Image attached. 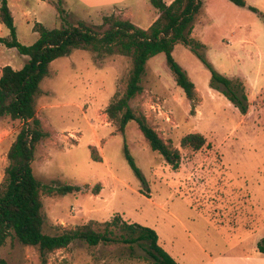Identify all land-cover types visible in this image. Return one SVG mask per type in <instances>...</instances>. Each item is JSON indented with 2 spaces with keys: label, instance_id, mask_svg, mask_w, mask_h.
<instances>
[{
  "label": "rangeland",
  "instance_id": "rangeland-1",
  "mask_svg": "<svg viewBox=\"0 0 264 264\" xmlns=\"http://www.w3.org/2000/svg\"><path fill=\"white\" fill-rule=\"evenodd\" d=\"M8 1L25 45L39 38L37 22L50 29L80 20L102 26L106 16L114 15L147 28L158 13L151 0H61L62 16L44 0ZM52 1L57 8L59 0ZM202 4L192 36L205 45L201 52L217 71L242 80L247 111L231 101L225 86L211 85L210 69L189 46L178 43L173 55L196 84L194 101L177 84L165 54L151 58L144 91L130 104L180 151L174 168L151 149L136 122L123 134L107 113L125 91L131 58L85 49L57 58L37 100V115L50 136L38 146L33 166L45 184H73L82 190L43 195L46 232L84 225L104 230L106 222L121 215L155 229L159 244L183 264H190L189 257L198 263L205 251L238 248L244 237L255 233L264 237V0H247V6L230 0ZM0 36L9 37L10 30L0 25ZM28 59L0 42V76L6 65L20 69ZM21 127L20 120L9 116L0 120V183ZM194 132L205 136V145L199 150L182 147V138ZM125 141L143 180L124 155ZM94 152L102 161L92 158ZM114 230L116 235L123 232L120 226ZM0 252L10 264H42L37 247L12 239ZM146 256L138 243L132 252L121 241L91 246L76 240L50 253L48 262L152 264Z\"/></svg>",
  "mask_w": 264,
  "mask_h": 264
},
{
  "label": "trees",
  "instance_id": "trees-1",
  "mask_svg": "<svg viewBox=\"0 0 264 264\" xmlns=\"http://www.w3.org/2000/svg\"><path fill=\"white\" fill-rule=\"evenodd\" d=\"M230 1L239 6H247V0ZM151 2L159 14L147 28L130 19L114 15L104 18V26H95L80 20L76 25L68 24L50 29L37 22L34 31L39 34V38L33 44L25 45L18 39L14 14L8 0H1L0 23L10 30V36H0V42L9 48H16L29 59L20 69L6 65L0 76V120L9 116L22 122L21 130L10 147L9 163L0 183V249L8 239H12L25 246L37 247L42 264H49L50 253L67 248L76 240L91 246L121 241L127 243L132 252L134 245L138 243L146 251V257L152 264H178L159 244V235L155 229L123 220L121 215L106 222L104 230L84 225L65 228L55 234L46 232L43 195H66L82 189L73 184H45L37 178L33 166L38 146L50 136L37 115V100L43 92L41 83L49 73L50 64L57 58L70 54L73 49L91 50L98 55L120 54L131 58L132 68L125 91L115 97L108 106L107 113L123 134L130 122H136L149 141L151 149L164 156L174 168L179 166L180 151L166 143L149 124L146 116L136 112L130 104L144 91L143 80L151 58L164 53L177 84L188 99L194 101L197 94L196 84L173 55L178 43L189 46L210 69L211 85L225 86V93L231 101L240 105L243 112L247 111L248 105L245 102L248 96L244 93L242 80L217 71L201 52L205 45L192 36L193 21L202 9V0ZM57 10L61 16L65 12L61 7V0ZM205 143V136L199 132L189 133L181 140L182 147H192L195 150L201 149ZM124 155L136 175L143 180L142 172L126 141ZM92 158L102 161L101 156L95 152L92 153ZM119 226L123 232L116 235L114 228ZM258 249L264 254V237L258 242ZM0 264H10L1 252Z\"/></svg>",
  "mask_w": 264,
  "mask_h": 264
},
{
  "label": "crops",
  "instance_id": "crops-1",
  "mask_svg": "<svg viewBox=\"0 0 264 264\" xmlns=\"http://www.w3.org/2000/svg\"><path fill=\"white\" fill-rule=\"evenodd\" d=\"M44 2L50 4L52 7L57 9L56 5L53 3L52 0H44ZM171 2L172 0L167 1V3H171ZM0 4H1V0H0ZM157 16L158 13L155 19L157 18ZM0 25H2L3 28L4 25L2 23H0ZM257 236L258 233L252 234L249 237L248 236L244 237L243 238L244 241L240 244L238 248L232 246L230 247V250H223L217 253L205 251L206 252L205 257L202 258L201 261H199L198 263H194L196 261L189 259L193 257H189L187 259L190 261V264H264V254L261 253L258 249V242L260 241V239L257 238ZM170 254L176 259L178 264H183L181 263V257H178L172 253Z\"/></svg>",
  "mask_w": 264,
  "mask_h": 264
}]
</instances>
